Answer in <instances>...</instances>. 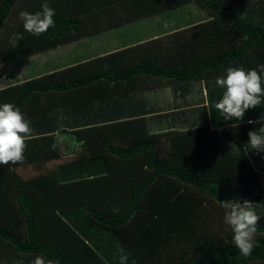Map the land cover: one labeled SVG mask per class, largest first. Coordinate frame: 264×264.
I'll return each mask as SVG.
<instances>
[{"label":"trees","instance_id":"trees-1","mask_svg":"<svg viewBox=\"0 0 264 264\" xmlns=\"http://www.w3.org/2000/svg\"><path fill=\"white\" fill-rule=\"evenodd\" d=\"M20 1L0 0V63L15 62L61 44L78 25L79 14L75 9L90 10L100 5L99 0H47L55 10V26L37 35L24 29L20 13L40 11L44 0H24L25 5L21 6ZM193 1L210 18L202 26L217 28L218 53L184 70L137 62L119 71L115 59L102 76L126 80L146 71L158 80H165L162 84L200 80L217 83L229 67L242 66L248 70L264 64V21L258 20V17L264 19V0ZM55 75L0 90V104L6 102L20 108L29 95L48 88L49 79ZM100 76L93 74L82 82ZM65 86L68 85H54V90ZM222 94L221 89L218 96L213 95L215 101L209 100L208 109H201L204 119L199 128L193 125L194 128L184 132L168 130L150 134L142 122L129 133L124 132V136L132 133V137L124 141L127 143L123 149L112 139L111 146L95 151L98 153L66 160L68 163L43 170L33 179H23L12 168L42 164L57 158V153L52 149L50 134L25 139L23 161L0 165V242L9 244L24 259L33 260L39 254L53 264H107L78 234L80 229L76 224L72 227L61 220L56 214L60 211L84 214L83 221L89 229L108 231L140 264L264 263V185L252 163L248 162V169L242 165L247 163L244 147L248 144V133L254 130L264 135V108L246 110L241 121L224 120L215 108ZM90 131L79 130L77 138L80 135L88 138ZM172 134L183 136L186 142L180 149L174 147L165 152L161 142ZM232 144L236 150L231 148ZM98 162L104 171L84 170L87 163L96 168ZM131 167L136 171L129 172ZM68 171H74L72 176H64ZM3 197L8 204L2 202ZM230 200H248L255 204L260 215L254 235L256 244L248 256L240 254L235 247L230 227L214 225L207 214L216 211L223 216L222 202ZM7 213L10 214L3 218ZM49 217L56 219V223L47 221ZM48 222L51 233L43 226ZM216 227L218 230L214 231ZM125 230L129 233L124 236ZM129 238L152 241V250L170 240L164 248L173 245L179 247V252L177 249L161 261L152 252H141L147 254L143 257L133 249ZM149 245L145 243L143 247Z\"/></svg>","mask_w":264,"mask_h":264},{"label":"crops","instance_id":"crops-1","mask_svg":"<svg viewBox=\"0 0 264 264\" xmlns=\"http://www.w3.org/2000/svg\"><path fill=\"white\" fill-rule=\"evenodd\" d=\"M18 4L25 5V1L21 0ZM99 4L90 10L83 7L75 9L79 14L78 25L61 44L34 52L15 62L0 63V90L56 74L49 79L48 88L25 98L20 110L31 128L25 139L50 134L52 149L56 151L57 158L42 164L13 167L23 179L36 178L43 170H52L79 156L88 157L90 153H98L95 151L111 146L115 139L114 144L123 149L127 143L124 141L132 137V133L124 136V132L136 128L142 122L150 134L199 128L204 119L201 109H208L209 100L215 101L213 95L218 96L221 89L224 92L212 80L208 83L200 80L169 85L162 84L165 80H158L152 74L145 73L146 71L135 73L126 80L102 76L110 70V62L115 59V68L119 71L137 62L184 70L196 61L218 53L220 36L216 34L217 28L202 26L210 18L195 1L99 0ZM260 19L264 21L258 17ZM93 74L101 76L82 82ZM73 83L77 85H72ZM63 84L68 86L54 90V85L61 87ZM263 108L264 96L261 97L260 104L250 109L256 111ZM79 130L91 131L88 138L80 135L78 139L76 132ZM185 142L183 136L172 134L161 143L163 150L168 152L170 148L180 149ZM231 148L236 150L237 147L232 144ZM244 152L247 163L242 164L243 168L248 169L249 163H252L264 185V152H256L249 143L244 147ZM197 167L200 169L199 165ZM85 169H97L98 172L105 170L99 162L96 168L87 163ZM129 169V172L136 171L134 167ZM73 172L68 171L64 176H72ZM112 176V180H115L114 175ZM104 189L105 187L100 191ZM2 202L8 204L4 197ZM5 212L7 211L3 213ZM9 214L2 216L6 218ZM56 214L70 226L76 224L82 230H76L78 234L107 264H120L121 255L127 256L126 264H140L137 257L134 258L127 247L120 244L108 231L89 229L87 222L83 221L86 218L84 214L60 211ZM207 214L214 221L213 224L217 225L221 214L216 211ZM49 220L56 223L53 217H49L47 221ZM79 220L83 222H74ZM50 223L43 224L49 231ZM213 230L218 229L216 227ZM126 233L129 231L125 230L122 234L125 236ZM129 242L133 249L140 252V256L147 255L142 254L143 252H152L156 259L161 257L160 261L167 255L175 254L179 248L171 245L165 249V245L169 244L165 242L161 248L152 250V241H135L129 238ZM145 243L150 245L143 247ZM0 248V264H16L17 260H23V264L32 262L16 254L6 242H0Z\"/></svg>","mask_w":264,"mask_h":264},{"label":"clouds","instance_id":"clouds-1","mask_svg":"<svg viewBox=\"0 0 264 264\" xmlns=\"http://www.w3.org/2000/svg\"><path fill=\"white\" fill-rule=\"evenodd\" d=\"M23 27L33 34L46 32L55 26V10L47 0L41 4V10L35 13L21 12ZM259 70V71H258ZM264 64L245 70L244 67H229L226 75L217 79V85L224 89L222 98L215 108L222 113L224 120H243L246 110L255 108L264 96ZM248 123H252L251 120ZM31 132L29 121L19 107L11 103L0 104V165L22 162L24 159L25 137ZM248 143L256 152H264V135L257 131L248 133ZM225 209L223 222L233 233V243L240 254H251L256 241L257 221L260 215L254 203L248 200H230L222 202ZM118 211V209H113ZM127 256H120V264H126ZM16 264H23L17 260ZM31 264H53L42 255H35Z\"/></svg>","mask_w":264,"mask_h":264},{"label":"rangeland","instance_id":"rangeland-1","mask_svg":"<svg viewBox=\"0 0 264 264\" xmlns=\"http://www.w3.org/2000/svg\"><path fill=\"white\" fill-rule=\"evenodd\" d=\"M249 4V3H248ZM248 4L246 5L247 7H248ZM249 5H251V4H249ZM249 8V7H248ZM246 9V8H245ZM245 9H243V12H245ZM244 15H245V13H244ZM220 220H219V222L217 223V225H218V227H223L224 226V222H223V216L221 217L220 216V218H219ZM168 242V241H167Z\"/></svg>","mask_w":264,"mask_h":264}]
</instances>
